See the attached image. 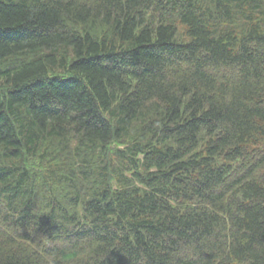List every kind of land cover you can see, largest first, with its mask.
I'll return each mask as SVG.
<instances>
[{"label":"trees","instance_id":"trees-1","mask_svg":"<svg viewBox=\"0 0 264 264\" xmlns=\"http://www.w3.org/2000/svg\"><path fill=\"white\" fill-rule=\"evenodd\" d=\"M0 264H264V0H0Z\"/></svg>","mask_w":264,"mask_h":264}]
</instances>
